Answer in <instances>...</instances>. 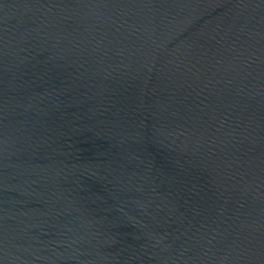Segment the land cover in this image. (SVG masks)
<instances>
[{"label": "water", "instance_id": "1", "mask_svg": "<svg viewBox=\"0 0 264 264\" xmlns=\"http://www.w3.org/2000/svg\"><path fill=\"white\" fill-rule=\"evenodd\" d=\"M0 264H264V0H0Z\"/></svg>", "mask_w": 264, "mask_h": 264}]
</instances>
